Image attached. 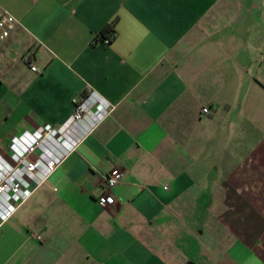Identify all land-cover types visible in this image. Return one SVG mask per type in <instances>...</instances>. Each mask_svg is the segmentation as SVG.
I'll return each mask as SVG.
<instances>
[{"label": "crops", "instance_id": "1", "mask_svg": "<svg viewBox=\"0 0 264 264\" xmlns=\"http://www.w3.org/2000/svg\"><path fill=\"white\" fill-rule=\"evenodd\" d=\"M0 9L17 22L0 41L1 158L73 97L111 106L0 220V264H264V0Z\"/></svg>", "mask_w": 264, "mask_h": 264}, {"label": "built area", "instance_id": "2", "mask_svg": "<svg viewBox=\"0 0 264 264\" xmlns=\"http://www.w3.org/2000/svg\"><path fill=\"white\" fill-rule=\"evenodd\" d=\"M16 23L10 13L0 9V41L8 37ZM29 68L35 69L32 65ZM71 101L73 109L59 125L43 131H23L10 139L9 160L0 157V220L42 181L72 148L78 136L111 109L92 92L80 98L73 97ZM200 110L204 112L206 109L201 107ZM121 174L120 169L111 167L102 175V193L97 198L100 204L112 203L108 189L119 180Z\"/></svg>", "mask_w": 264, "mask_h": 264}, {"label": "trees", "instance_id": "3", "mask_svg": "<svg viewBox=\"0 0 264 264\" xmlns=\"http://www.w3.org/2000/svg\"><path fill=\"white\" fill-rule=\"evenodd\" d=\"M114 19H111L101 25V27L96 31L92 37V42L97 40H102L104 43H108L115 34L114 31Z\"/></svg>", "mask_w": 264, "mask_h": 264}]
</instances>
